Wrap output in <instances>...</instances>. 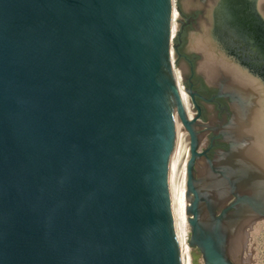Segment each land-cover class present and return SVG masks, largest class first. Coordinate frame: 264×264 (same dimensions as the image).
I'll list each match as a JSON object with an SVG mask.
<instances>
[{
  "label": "water",
  "instance_id": "obj_1",
  "mask_svg": "<svg viewBox=\"0 0 264 264\" xmlns=\"http://www.w3.org/2000/svg\"><path fill=\"white\" fill-rule=\"evenodd\" d=\"M221 1L208 40L263 88L211 78L197 50L232 101L231 149L204 160L199 94L184 85L190 119L173 73L176 0H0V264H183L171 182L186 131L189 246L242 264L264 218V24L255 59Z\"/></svg>",
  "mask_w": 264,
  "mask_h": 264
},
{
  "label": "flooded vegetation",
  "instance_id": "obj_2",
  "mask_svg": "<svg viewBox=\"0 0 264 264\" xmlns=\"http://www.w3.org/2000/svg\"><path fill=\"white\" fill-rule=\"evenodd\" d=\"M196 2L195 8L188 13L184 7L183 0H178L176 6L179 10L178 20H180V27L177 30L176 42L178 48L175 50L177 59L183 61L184 70V84L186 87L196 91L199 96L195 100L200 107L199 123L202 130L201 142L206 139V144L201 147L202 151L206 153L203 156L215 160L218 153L222 151H229L231 144L224 138V126L232 117L231 99L226 97H215L219 92V88L208 84L203 75L198 71V63L201 59L197 49L193 47L194 39L196 38V31L199 29L200 19H204L205 26L213 29L215 27L214 13L221 6V0H193ZM199 4V5H198ZM227 5L231 12H234L240 24L232 27L240 28L243 33L244 46L243 49L253 51L256 59V20L260 19L264 24V0H230ZM229 11V10H228ZM226 17V16H225ZM224 17V18H225ZM227 20V18H225ZM226 23H229L228 21ZM245 27V30L243 28ZM248 44V46H247ZM253 45V46H252ZM243 72H245L243 70ZM215 97V98H214ZM214 98L212 101L209 99ZM191 100V98H190ZM192 103V101H191ZM195 115L198 114V108L192 103ZM230 200L228 203H230Z\"/></svg>",
  "mask_w": 264,
  "mask_h": 264
},
{
  "label": "bare ground",
  "instance_id": "obj_3",
  "mask_svg": "<svg viewBox=\"0 0 264 264\" xmlns=\"http://www.w3.org/2000/svg\"><path fill=\"white\" fill-rule=\"evenodd\" d=\"M178 17V11L174 9L172 21L173 35L177 34V30L179 27ZM208 28L209 27H207L206 29L205 35L197 38L196 42L193 43V47L202 52L204 56L201 65L205 72L208 74V76L213 78V76L222 73V69L225 68L226 72L231 73L243 87H254L257 90H261L263 86L255 78H253L248 73L243 72L240 67H238L235 63H233L231 60H229L211 45L210 41L208 40ZM173 53L174 52L172 51V56ZM173 60L174 58L172 57V61ZM173 73L176 79V84L181 99V106L183 110L188 114V117L190 119H193V117L195 116V111L190 100V95L186 91L185 86L182 84L181 73L175 65H173ZM254 110H256V108ZM254 115H256L255 112ZM235 127L238 129L237 130L235 128L237 134L247 135V133L249 132V127L244 123ZM251 130L253 129L251 128ZM190 155V137L188 132L186 131L180 136L176 145V166L174 176L171 182V193L173 196V212L176 223L177 237L179 240L183 258V264H192L190 254L191 248L188 242L190 236V226L186 213V207L188 205V201L186 198L188 178L187 164ZM245 261L248 263V259H245Z\"/></svg>",
  "mask_w": 264,
  "mask_h": 264
},
{
  "label": "rangeland",
  "instance_id": "obj_4",
  "mask_svg": "<svg viewBox=\"0 0 264 264\" xmlns=\"http://www.w3.org/2000/svg\"><path fill=\"white\" fill-rule=\"evenodd\" d=\"M176 2H178V0H176ZM183 3L188 13L192 12V10L196 7L195 6L196 2L193 0H183ZM200 21L201 22L199 24V29L195 33L196 38L194 39V43L196 42L197 38L205 35L207 29V27H205L204 19H200ZM178 22L180 27V20ZM175 38H174V43L176 42ZM173 58L175 61V66L181 73L182 84L185 85L183 79V75H184V70L182 67L183 61H179L177 59L176 52H174ZM247 229H248V238L246 242V247L242 252L243 253L242 264H264V218L256 221V223L252 227L248 226ZM190 248H191L190 254H191L192 264H204L202 253L197 248H192V247ZM245 259H248V263L245 261Z\"/></svg>",
  "mask_w": 264,
  "mask_h": 264
}]
</instances>
